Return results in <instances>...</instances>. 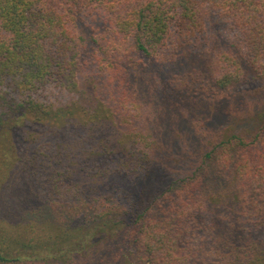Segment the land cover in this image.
<instances>
[{"label": "trees", "instance_id": "trees-1", "mask_svg": "<svg viewBox=\"0 0 264 264\" xmlns=\"http://www.w3.org/2000/svg\"><path fill=\"white\" fill-rule=\"evenodd\" d=\"M0 264H264V0H0Z\"/></svg>", "mask_w": 264, "mask_h": 264}, {"label": "rangeland", "instance_id": "rangeland-1", "mask_svg": "<svg viewBox=\"0 0 264 264\" xmlns=\"http://www.w3.org/2000/svg\"><path fill=\"white\" fill-rule=\"evenodd\" d=\"M256 85H248L247 88H254Z\"/></svg>", "mask_w": 264, "mask_h": 264}]
</instances>
